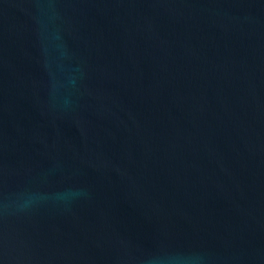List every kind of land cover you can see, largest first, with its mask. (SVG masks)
<instances>
[{
  "label": "water",
  "instance_id": "water-1",
  "mask_svg": "<svg viewBox=\"0 0 264 264\" xmlns=\"http://www.w3.org/2000/svg\"><path fill=\"white\" fill-rule=\"evenodd\" d=\"M0 264H264V0H0Z\"/></svg>",
  "mask_w": 264,
  "mask_h": 264
}]
</instances>
